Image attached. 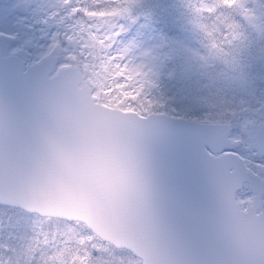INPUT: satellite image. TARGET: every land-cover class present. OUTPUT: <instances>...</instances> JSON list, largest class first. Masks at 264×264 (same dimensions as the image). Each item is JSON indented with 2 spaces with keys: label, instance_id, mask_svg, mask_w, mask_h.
Segmentation results:
<instances>
[{
  "label": "snow or ice",
  "instance_id": "6c2138e0",
  "mask_svg": "<svg viewBox=\"0 0 264 264\" xmlns=\"http://www.w3.org/2000/svg\"><path fill=\"white\" fill-rule=\"evenodd\" d=\"M246 3L247 0H195L193 8L205 21H213L211 30L206 33L211 48L221 57L231 54L233 69L250 82L252 93L255 94L258 85L261 95H264V47L253 54L249 45L243 43L246 37L242 38L241 31L257 19V15L264 20V8L257 14V9L247 8ZM154 7V13L143 16V23H140L139 16L136 18L139 27L136 24L131 27L123 25L121 32H126V35L122 37L121 32L115 34L117 39L136 44L143 40L141 63L133 67L128 57L119 55L117 50V55L112 57L116 66L111 82L105 84L98 94L91 93L90 98L97 106L106 105L104 112H112L115 117L133 118L128 123L117 120L122 128L149 136L147 128L135 123L149 113L159 111L155 97L159 85L148 78L174 71V82L165 85L168 103L163 107L172 117L175 131L164 154L168 164V187L159 197L160 221L166 240L163 249L172 258L169 264H264V222L255 225L251 232L242 233L238 247L234 249H225L211 239L206 223L211 202L205 181L209 164H239L243 160L246 169L240 180V198L259 199L264 208V141L258 147H248L245 141L234 137L231 144L218 150L211 147L213 134L206 131L200 121L212 118L216 89L203 87L199 80L185 76L188 41L177 30L168 0H157ZM0 24L15 29L7 34L8 43L0 46V195L4 196L0 199V210L18 207L9 198L21 197L31 205L21 219L35 223L37 215L58 216L69 225L73 222L87 224L88 231L77 234L76 251L64 264H100L103 249L95 240L112 223V212L102 198L94 197L91 208H82L73 214L52 211V208L62 206L63 200L56 196L22 193L15 169L9 164L21 145L33 141L35 127L49 122L52 109L69 102L67 89L73 80L75 61L70 37L64 34L60 42L64 54L53 58L52 49L56 44L50 46L48 42L53 26L44 28L32 24L30 13L18 8L9 9L6 15L0 16ZM235 40L240 43L233 44ZM225 46L229 47L227 53ZM13 47L19 49L17 54L11 52ZM246 48L249 49V60L244 63L238 57ZM145 58L150 63H145ZM146 67L148 72L143 71ZM214 71L217 77L223 74L219 65ZM79 103L88 106L89 100L82 97ZM230 135L234 136V133ZM228 172V169H223L221 176ZM253 184L254 187L251 186ZM40 235L35 233L33 239ZM43 235L45 243L55 248L63 239V235L51 225ZM104 239L109 237L105 235ZM137 243L139 250L129 244L123 245L131 256L128 264H159L155 257L161 253L160 237L145 234L138 238ZM116 246L121 247L119 243ZM16 253L14 247H0V264H19L14 261ZM44 255V249H33L25 264H41ZM4 256L8 257L7 262ZM50 261L51 258L44 264H50ZM102 264H107V261Z\"/></svg>",
  "mask_w": 264,
  "mask_h": 264
},
{
  "label": "water",
  "instance_id": "95a60500",
  "mask_svg": "<svg viewBox=\"0 0 264 264\" xmlns=\"http://www.w3.org/2000/svg\"><path fill=\"white\" fill-rule=\"evenodd\" d=\"M17 8L24 9L23 4L19 3ZM86 16L89 19L92 15L87 13ZM0 46H4L1 40ZM72 73L73 80L67 89L69 102L56 105L50 112L49 122L35 127L33 141L21 145L16 157L9 160L20 191L60 197L63 205L52 211L68 214L91 208L93 198L99 196L112 212L111 227L97 237L100 241L114 248H118L116 243H119V249L126 251L124 244L139 250L137 240L140 236H158L161 253L155 259L159 264H169L172 258L163 249L166 240L160 221L159 197L168 187V164L164 154L175 131L172 117L158 111L135 121L148 129L149 136L124 129L120 123L131 122L133 118L104 112L106 105L97 106L91 100L90 88L81 80L76 65ZM82 97L89 100L88 106L79 103ZM200 123L213 134L210 145L214 150L232 143L227 137L228 124ZM263 134L264 124H261L251 139L253 146H259ZM225 168L229 172L221 176ZM244 171L241 163L216 162L209 164L205 172L211 202L206 213L208 232L211 239L225 249L238 247L242 233L247 234L255 225L264 222V212L255 209L258 199L252 198L244 208L235 199ZM3 198L0 195V199ZM9 199L18 205L13 208L23 212L31 206L21 197ZM37 216L60 219L58 216ZM81 224L88 230L87 224ZM105 235L109 239H104Z\"/></svg>",
  "mask_w": 264,
  "mask_h": 264
},
{
  "label": "rangeland",
  "instance_id": "374dc122",
  "mask_svg": "<svg viewBox=\"0 0 264 264\" xmlns=\"http://www.w3.org/2000/svg\"><path fill=\"white\" fill-rule=\"evenodd\" d=\"M89 0V6L94 10L95 8H101L103 14L98 12L95 17L90 20L91 26L89 32L92 37L100 38L105 36L110 40L112 44V52L115 54V40L116 33L121 32L123 25L131 27L136 24V18L139 16L140 23H143V16L148 13L155 12V4L157 0ZM18 2H23L26 6V11L30 13V19L32 24L48 28L53 26V31L56 28L54 21H66V15L75 10V2L70 0H0V16L7 14L9 9H14V6ZM170 10L173 15L174 22L176 23L177 30L188 41L187 60L184 65V74L186 77L193 80H199L201 86L211 87L216 89L214 97V111L212 118L207 119V122H225L229 123L231 129L229 131V137L233 141L234 137L239 138L246 142V146H250L249 135L253 129L261 123H264V95H261L260 88L257 85L255 88V94L252 93L250 82L242 79L239 72L233 69L231 64L232 55L221 57L215 49L211 48L210 41L206 35L211 30L213 24L212 20L205 21L202 16H198L194 11L193 5L195 0H168ZM247 8L257 9V14L264 8V0H247L245 5ZM127 9V11H125ZM115 13V14H113ZM52 17L50 18V16ZM79 15L71 19L73 27L81 24L83 20ZM22 22V19H21ZM59 29H65V25L57 24ZM139 27L138 24H136ZM60 30V32L62 31ZM15 29L7 24H0V39L3 40L4 45L8 43L7 34L13 33ZM57 31V30H56ZM242 38L245 45H249L253 54L259 53L261 47H264V20L258 18L251 24H248L246 29H242ZM58 32V31H57ZM122 33V32H121ZM126 33V32H124ZM47 34L46 32L44 33ZM64 39V38H63ZM52 36L49 37V45L53 43ZM51 42V43H50ZM250 42V43H249ZM123 43V47L126 43ZM239 40L233 41V44H239ZM91 44H87L85 50L76 49L73 51L75 56L74 65L80 71L81 80L88 84L90 93L92 92L90 83L88 80H93L92 76H97L99 80H108L113 76L112 69L116 66L111 59L106 61L107 64L99 65L100 68L93 71L87 70L90 64L88 59L81 58L83 53L90 55ZM96 51L98 50V44L95 45ZM16 47L11 49L13 52ZM55 57L62 56L64 54V48L58 47V52ZM122 49L120 51H122ZM224 51L227 53L229 47L225 46ZM249 49H245L243 53L239 55L241 62L247 63L249 60ZM121 56H127L128 61L132 62V66L135 67L134 58H132L130 51H126L120 54ZM126 61V63L128 62ZM225 61H228L225 63ZM145 63H150L148 59H145ZM219 65L223 68V74L217 77V73L214 68ZM105 66V68H104ZM111 68V72L109 71ZM143 71L148 72L146 67ZM176 73L174 71L161 72L160 75L150 76L148 79L150 82H155L159 85V88L155 90V97L158 103L166 105L168 103V94L165 90V85L170 82H174ZM163 81V82H162ZM147 86V85H146ZM151 90V89H149ZM97 94V93H96ZM166 112L167 111H163ZM169 114V113H168ZM204 121V120H201ZM230 133H234L230 135ZM244 147V145H242ZM247 155V153H246ZM242 196V191L240 197ZM239 202L241 207H245L248 203L241 199ZM11 208V207H10ZM8 210L4 208L0 210V247L11 246L17 249V253L14 257V261H18L19 264H25V261L32 255L33 249H44L45 255L41 261L51 258L50 264H64V262L76 251V239L77 234L85 233L82 230L83 225L81 223L69 225L62 219L56 220H38L33 223L31 220L21 219L26 212L20 209ZM40 217V216H38ZM46 218V217H45ZM19 221V222H18ZM51 225L58 230V233L63 235L62 241L58 248L52 247L50 244L45 243V235L47 232V226ZM35 233H41L39 237L33 239ZM11 237V238H10ZM63 241H67L65 244ZM103 242V241H102ZM98 238L95 243L103 249L101 252V262L107 261V264H128L131 260V256L128 251L124 249L114 248L107 243H102ZM49 249H51L49 251ZM4 261H8V257H3Z\"/></svg>",
  "mask_w": 264,
  "mask_h": 264
},
{
  "label": "trees",
  "instance_id": "16d2710c",
  "mask_svg": "<svg viewBox=\"0 0 264 264\" xmlns=\"http://www.w3.org/2000/svg\"><path fill=\"white\" fill-rule=\"evenodd\" d=\"M71 2H75V10L74 12L77 13V16L79 15V17L81 18L80 20H83V22H81V24H79L78 26L75 25V27H73L71 25V28H67V32L68 34L71 35V44L73 45L74 48L76 49H81L82 52L83 50H85V48L87 47V44H91V53L90 55H86L82 53L81 58L83 57L84 60L88 59V64L89 67L87 68V70L89 71H93L94 69H98L100 68V64L101 65H109L107 64L106 61H108V59H111V56L109 55V53L112 54V56H116L117 55V50L119 51V55L123 52H126L127 50L130 51L132 58H134V60H136L134 63L136 65L141 63V60L139 59L140 55H141V51L143 50V48L141 47V45H143V40H141L139 42V44L133 43L130 40H126V39H117L115 40V54L112 52V44H110V40H108V37L105 38V36L103 38H100L99 41H97V38L94 39V37H92L90 35L89 32V27L91 26V22L94 20H90L92 17H95L96 14L98 12L101 11V8H95L94 10L89 6V0H70ZM101 2H104L103 0H99ZM105 2H108L107 0ZM100 10V11H99ZM89 13L91 14V18L88 19V17L86 16V14ZM101 14H103L102 12H100ZM75 16V17H77ZM69 27V26H66ZM126 33L122 32L121 36H125ZM141 36H143V33H141ZM62 38V36H61ZM125 42L126 45L123 47L122 49V45L123 43L120 42ZM98 44V50L96 51V47L95 45ZM122 49V51H120ZM147 59V58H145ZM135 65V66H136ZM104 66V68H105ZM115 70V67L112 69V71ZM111 72V68L109 70ZM114 75V72L113 74ZM113 76H111L107 81L106 80H99L97 78V76H92L93 80H88V82L90 83L92 92L95 93H99V91L101 89L104 88L105 84L110 83L111 79ZM165 104V103H163ZM163 104L158 103V107H159V111H166L165 108L163 107ZM168 113V112H167ZM6 209V208H5ZM8 210H15L13 207L8 208ZM38 220H47V221H51V220H56L55 218H48V217H36V221ZM56 221H60V220H56ZM64 221V220H61ZM82 230L85 231V233L88 231L84 226L82 227ZM102 242V241H101ZM105 243V242H102Z\"/></svg>",
  "mask_w": 264,
  "mask_h": 264
},
{
  "label": "flooded vegetation",
  "instance_id": "af4514ba",
  "mask_svg": "<svg viewBox=\"0 0 264 264\" xmlns=\"http://www.w3.org/2000/svg\"><path fill=\"white\" fill-rule=\"evenodd\" d=\"M30 1H32V0H30ZM19 3H22L23 4V7H24V9H22V10H25L26 11V6L24 5V3L23 2H18V3H16L15 4V6H14V9H16L17 8V6L19 5ZM75 16H77V13H75L74 15H70V13L69 14H67L66 15V21H58V20H55L54 21V25L56 26V28L57 29H55L54 31H52V39H53V37H56V39L53 41V43H55L56 44V47H55V49L53 50L55 53L56 52H58V47L60 48V49H62L63 47L61 46V44H60V42L63 40V38H64V34L65 33H67L68 34V32H67V28H71V19L73 18V17H75ZM52 17V15L50 16V18ZM57 24H63V25H65V26H69V27H65V29H59L57 26ZM36 25V24H35ZM58 32H57V31ZM60 30H62L61 32H60ZM69 35V37H70V40H69V43H70V45H71V48H72V50L73 51H75L76 50V48H74L73 47V45L71 44V35L70 34H68ZM61 36H62V38H61ZM1 40V39H0ZM2 42H3V40H1ZM51 43V42H50ZM52 43V44H53ZM3 45H4V42H3ZM16 50H18V48H16L12 53H14ZM53 55H54V58H55V55L56 54H54V53H52ZM223 123H225V122H223ZM226 124H228L229 125V130H228V132H227V137L229 138V140L230 141H232L231 139H230V137H229V131H230V129H231V126H230V124L229 123H226ZM261 124H264V123H261ZM261 124H259V125H261ZM258 125V126H259ZM258 126H256L254 129H253V131L251 132V134L249 135V143H250V146L249 147H252L253 145H252V143H251V139H252V137H253V135H254V131H255V129L258 127ZM262 141H264V134L261 136V141H260V143L262 142ZM233 142V141H232ZM260 143H259V145H260ZM241 164H242V166L246 169V164L243 162V160H241ZM252 174H254L255 175V173H252ZM241 191H242V189L239 187L236 191H235V199H236V201L238 202V204H239V202H241V200H240V194H241ZM252 198L253 197H248V203L246 204V206L248 205V204H250L251 203V200H252ZM243 201L244 202H246L247 201V198H245V199H243ZM240 205V204H239ZM245 206V207H246ZM244 208V207H243ZM255 209L257 210V211H261V212H264V208H262L261 207V201H259V199H258V203H257V205L255 206Z\"/></svg>",
  "mask_w": 264,
  "mask_h": 264
}]
</instances>
